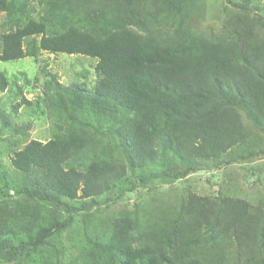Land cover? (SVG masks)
<instances>
[{
    "label": "trees",
    "instance_id": "16d2710c",
    "mask_svg": "<svg viewBox=\"0 0 264 264\" xmlns=\"http://www.w3.org/2000/svg\"><path fill=\"white\" fill-rule=\"evenodd\" d=\"M207 1L0 0V62L96 60L89 89L50 75L33 100L0 73L18 145L0 159V264H264V191L161 203L152 187L109 215L153 181L264 156V0H225L218 30ZM22 106L47 141L14 127Z\"/></svg>",
    "mask_w": 264,
    "mask_h": 264
},
{
    "label": "rangeland",
    "instance_id": "374dc122",
    "mask_svg": "<svg viewBox=\"0 0 264 264\" xmlns=\"http://www.w3.org/2000/svg\"><path fill=\"white\" fill-rule=\"evenodd\" d=\"M225 0H208L207 13L205 23L210 25L213 30H218L223 20L222 5ZM262 5V2H260ZM31 6V5H30ZM36 11L31 10V15L36 16ZM5 15L0 14V33L3 31L2 23L5 20ZM96 60L78 55L64 54H49L41 52L36 59H20L9 62H0V73L5 74L9 79L10 88H13V79L17 80L18 85H24V94L26 98L33 100L35 96H41L46 89L45 83L50 80V75H54L60 84L66 86L72 83L80 84L89 89L95 81L94 67ZM49 72L46 76L42 75L43 71ZM10 92H0V121L9 110L5 109V103L10 98ZM26 107L22 106L19 111V118L16 119L15 128L25 127V131L29 134L30 139H38L42 142L47 141L50 137L49 125L45 116H41L31 121L26 117ZM32 113V112H31ZM31 115V114H30ZM13 127V128H14ZM10 131L7 129L0 135V159L4 166L8 167L10 157L13 150L18 146L15 145V140L4 142L5 138H10ZM260 134V133H258ZM261 145L260 149L264 148V134H260ZM20 144L22 142H19ZM1 186V181H0ZM151 195L157 197L161 203L164 199L172 198V196L182 192L191 191L201 196L215 197L217 195H233L252 203L258 201V197L264 191V156L253 158L246 163H232L227 166H222L219 169H203L198 172L188 175L182 180H177L173 183L170 180H156L136 191L123 201L112 204L111 213L115 215L118 212L131 208L135 200L147 188H152ZM9 194H12L10 191ZM261 197V196H260ZM110 211V210H108ZM107 212L104 209L98 211L103 222H105Z\"/></svg>",
    "mask_w": 264,
    "mask_h": 264
}]
</instances>
